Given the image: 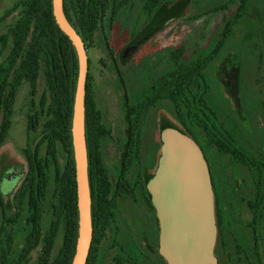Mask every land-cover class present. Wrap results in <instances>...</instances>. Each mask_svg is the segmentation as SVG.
<instances>
[{
  "label": "rangeland",
  "instance_id": "obj_1",
  "mask_svg": "<svg viewBox=\"0 0 264 264\" xmlns=\"http://www.w3.org/2000/svg\"><path fill=\"white\" fill-rule=\"evenodd\" d=\"M18 1L0 0V65L12 47L9 30L19 15V8L12 10ZM122 1L109 0L103 26L98 27L93 42L85 43L88 100L104 129L98 145L109 183L114 186L123 159L126 107L137 124L135 134L139 131L143 150L141 159L133 157L127 178L131 182L139 178L140 184L141 173L146 180L161 167L160 144L167 133H185L167 92L184 73L208 59L201 89L192 86L184 98L190 101V95H201L215 114L208 119L213 136L208 138L190 120L181 103L179 109L183 123L218 176V188L227 184L233 194L224 208L225 222L217 228L213 261L264 264V171L259 176L255 169L233 163L228 153L219 150L221 140L257 162L264 161V0H248L245 15L233 26L225 45L213 54L236 13L238 0H129L111 18L112 8ZM39 41L45 52L40 57L36 91L32 94L30 82L22 79L11 125L0 147V194L9 218L5 233L10 240L9 264H39L47 242H52L53 261L63 248L68 224L63 186H57L68 159L59 143H51L46 127L55 114L46 83L51 45L46 35ZM155 94L164 97L147 111L141 108ZM29 155L46 160L49 169L45 197L34 213L28 207L25 184ZM148 200V196L143 200L125 194L116 198L114 219L95 226L91 254L97 264H120L117 257L126 252L139 264H167L157 253V224Z\"/></svg>",
  "mask_w": 264,
  "mask_h": 264
},
{
  "label": "trees",
  "instance_id": "obj_2",
  "mask_svg": "<svg viewBox=\"0 0 264 264\" xmlns=\"http://www.w3.org/2000/svg\"><path fill=\"white\" fill-rule=\"evenodd\" d=\"M129 0H123L116 4L111 10V18H114L119 9ZM248 0H238L236 13L219 39L214 51L221 49L228 41L233 26L245 15ZM19 8V15L9 30V37L12 39V47L7 59L0 65V147L7 137L11 125V114L17 87L22 79L30 82L32 94L36 91V83L40 70V57L45 52L43 44L39 41L41 35H46L50 42L51 49L48 71L46 72V83L55 105L54 117L46 124L50 133L51 143H59L67 155V164L57 186H63L66 205L68 208V224L63 248L58 256L50 262V250L52 242L44 246V255L39 259V264H71L75 254V245L78 236V209L75 168L71 141V123L73 114L74 94L78 77L77 53L69 38L64 35L55 23L52 13L51 0H19L12 10ZM63 11L80 36L82 42H93L98 27H102L107 14L110 11L109 0H63ZM30 39V40H28ZM6 41V37L3 38ZM86 49V47H85ZM88 60V59H87ZM208 64L206 59L201 65L196 66L192 71L184 73L180 79L169 89L166 97L173 103L180 125L185 134L197 145L189 129L181 118V103L186 109L187 116L198 127L202 128L208 138L213 136V126L208 119L215 115L207 106L204 99L195 93L190 95V101L184 98L185 91L195 86L199 91L204 83L203 70ZM12 79V82H10ZM88 74L86 78L85 108V138L88 156V183L91 197V224L93 237L95 226L98 222L109 223L114 219L117 208L116 198L125 194L132 199H145L147 196L145 180L141 173L139 178L132 182L128 180L127 174L133 164V157L141 159V140L137 131V124L132 121L131 114L126 107V130L123 147V159L118 170L115 184L111 185L107 179L102 155L100 153L98 138L104 134L103 126L97 116L93 114L88 100ZM164 94H155L141 103L145 111L154 106ZM203 115L204 119L200 116ZM132 141V142H131ZM198 146V145H197ZM202 156L206 152L202 146H198ZM219 150L232 156L235 162L255 169L259 176L264 171V161L257 162L242 153L236 148H230L225 141H219ZM133 153H132V152ZM29 170L25 178V184L29 190L28 207L34 213L41 207L48 187V163L35 156H28ZM257 194H259V181L255 183ZM142 192H144L142 194ZM153 210L149 200L146 202ZM9 218L6 214L3 197L0 194V264H9L7 247L10 240L6 233V225ZM86 264H97L91 254ZM121 264H139L137 259L126 252L124 257L118 258Z\"/></svg>",
  "mask_w": 264,
  "mask_h": 264
},
{
  "label": "water",
  "instance_id": "obj_3",
  "mask_svg": "<svg viewBox=\"0 0 264 264\" xmlns=\"http://www.w3.org/2000/svg\"><path fill=\"white\" fill-rule=\"evenodd\" d=\"M51 2L55 23L71 41L78 58V77L71 123L78 209V236L71 264H86L93 237L84 108L88 58L84 43L64 14L63 0H51ZM163 139L166 140L167 138ZM190 141L192 142L191 139ZM186 159L187 156L185 161ZM188 172L186 169L183 171L182 169H176L174 176L170 175V178H177L180 181L184 177L185 179L189 177ZM186 197L187 195H184L186 201L171 202L164 216H159L161 254L167 258L169 264H214L209 259L211 233L206 215L200 203L194 200L191 202Z\"/></svg>",
  "mask_w": 264,
  "mask_h": 264
},
{
  "label": "crops",
  "instance_id": "obj_4",
  "mask_svg": "<svg viewBox=\"0 0 264 264\" xmlns=\"http://www.w3.org/2000/svg\"><path fill=\"white\" fill-rule=\"evenodd\" d=\"M167 136V139H162L160 144L161 167L155 172V177L149 176L145 180L147 196L153 208L151 213L157 224V253L165 263L169 264L167 258L160 251L161 225L159 216H164L171 202L186 201L184 195H187L186 198L191 202L194 200L200 203L206 215L211 233L209 259L214 262L212 248L218 232L217 228L221 226L218 220L224 221V208L227 207L233 194L227 184L222 189L218 188V186L221 187L220 181L218 182V176L211 167L207 154L205 157L202 156L199 147L193 144L185 133L178 132L175 136L169 131ZM142 152L143 150H141ZM230 157L234 163L231 155ZM176 169L188 170L189 177L186 179L184 177L180 181L173 177L171 179L170 175L174 176Z\"/></svg>",
  "mask_w": 264,
  "mask_h": 264
},
{
  "label": "flooded vegetation",
  "instance_id": "obj_5",
  "mask_svg": "<svg viewBox=\"0 0 264 264\" xmlns=\"http://www.w3.org/2000/svg\"><path fill=\"white\" fill-rule=\"evenodd\" d=\"M218 222H219V225H222V221H221V219H219Z\"/></svg>",
  "mask_w": 264,
  "mask_h": 264
},
{
  "label": "bare ground",
  "instance_id": "obj_6",
  "mask_svg": "<svg viewBox=\"0 0 264 264\" xmlns=\"http://www.w3.org/2000/svg\"><path fill=\"white\" fill-rule=\"evenodd\" d=\"M174 135L177 136V133L174 132Z\"/></svg>",
  "mask_w": 264,
  "mask_h": 264
}]
</instances>
